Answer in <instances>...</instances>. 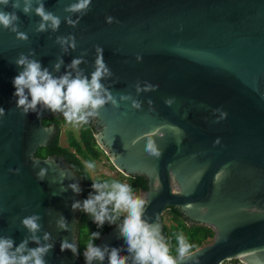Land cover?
I'll use <instances>...</instances> for the list:
<instances>
[{"label":"water","instance_id":"95a60500","mask_svg":"<svg viewBox=\"0 0 264 264\" xmlns=\"http://www.w3.org/2000/svg\"><path fill=\"white\" fill-rule=\"evenodd\" d=\"M77 2L31 0L28 14L24 0L19 9L12 0L0 5L18 16L16 31L0 25V239L14 241L11 252L25 240L27 249L53 245L45 264H86L79 254L82 207L73 208L84 201L85 183L65 157L37 156L60 133L44 120L63 114L37 105L25 115L12 81L23 70L21 56L54 78L90 80L100 49L109 71L100 82L118 107L109 102L90 121L115 167L147 179L143 218L158 224L164 239V216L177 207L191 224L215 232L213 243L178 264H264V0H91L87 9L69 11ZM40 4L59 19L55 30L36 14ZM73 60L82 62L73 68ZM148 133L159 159L145 151ZM31 216L39 217L34 234L23 225ZM121 225L101 237L95 247L107 248L105 258L92 264H109L113 248L133 264ZM65 240L78 254L61 251Z\"/></svg>","mask_w":264,"mask_h":264},{"label":"clouds","instance_id":"9594fccd","mask_svg":"<svg viewBox=\"0 0 264 264\" xmlns=\"http://www.w3.org/2000/svg\"><path fill=\"white\" fill-rule=\"evenodd\" d=\"M10 0H0V5L7 6ZM91 0H78L77 3L71 5L69 11H83L88 8ZM25 7L22 9L24 14H28L31 10V0H24ZM13 9H19V0H12ZM36 14L42 18V21H51V26L55 30L59 26V19L51 13H46L43 4L36 8ZM18 20L15 12H4L0 10V25L5 29L11 28L16 31L13 26ZM111 22V18H109ZM45 27L44 23L40 24V30ZM19 39H26L23 33H18ZM96 60V70L91 74V79L82 77L77 74L75 78L70 73L62 77L54 78L47 69H42L40 63L36 61H28L25 57L16 62L18 67L23 70L13 79L14 97L17 98L16 104L18 108H23L24 114L27 115L29 110L35 112L37 105H43L53 113H62L64 120L73 126H83L89 123L90 118H96L100 115L104 106L111 102L113 107H118L116 101L113 100L101 84V79L109 75V71L103 62L102 50ZM82 61L73 60L72 67L80 64ZM57 70L59 64L56 65ZM154 86H147L146 91ZM27 89V95L25 90ZM139 90V89H138ZM31 97L29 101L28 97ZM126 99V97H121ZM171 104V101H167ZM133 108H139L138 103H133ZM5 110L0 108V116L4 115ZM39 115V114H37ZM226 115V114H225ZM146 145L145 151L152 157L157 159L162 157V151L158 148L152 134H145ZM87 169L95 171L94 162H85ZM43 170L40 173L42 178ZM73 191H78L77 185H70ZM93 189L96 195H90L88 199L82 202L74 203L73 208H81L85 213L94 217L98 226H103L107 220L110 224L123 214L124 219L120 226V235L124 238V243L128 246L127 252L133 255V264H178L190 257L189 244L183 234L176 237L178 241V258L170 255L169 245L160 235V227L158 224H149L143 217L150 201L143 196L137 195L130 184L120 181H104L93 183ZM111 205V209H109ZM38 216H31L23 220V225L31 232L39 231L40 225L37 223ZM61 229H66L67 225L63 217L58 225ZM93 238H97L99 233H93ZM34 242L39 245V240L33 236ZM44 239H49L46 233ZM27 241H23L15 252L10 250L13 248L14 241L11 238L0 239V264H45L44 256L53 248L48 244L38 246L34 249H27ZM70 250L74 255L78 254L75 244H69L66 240L61 242V251ZM27 254H23L24 252ZM100 248L88 243L86 251L83 253L86 264H92L93 260L103 261L105 252ZM19 254V255H18ZM109 264H127V257L120 255V249L113 248L108 257Z\"/></svg>","mask_w":264,"mask_h":264},{"label":"trees","instance_id":"16d2710c","mask_svg":"<svg viewBox=\"0 0 264 264\" xmlns=\"http://www.w3.org/2000/svg\"><path fill=\"white\" fill-rule=\"evenodd\" d=\"M64 122L66 121L62 117H52L44 120V123L47 126L57 124L60 129V133L47 147H41L37 156L44 159L53 155L65 157L85 183L84 200H86L90 195L94 196L97 194L92 187L93 183L119 180L114 178L95 180L85 166L84 158L90 160V156L93 158L100 157L101 148L96 141L94 123L89 119V123L87 125H83L80 139L76 136H72L71 147L68 148L64 147L61 143V132ZM128 178L135 193L148 190V181L145 177L134 176ZM109 209H111V205H109ZM166 214L170 216V220L173 223L171 226L165 223L164 241L169 245L170 255L173 257H178L179 245L176 237L180 234H183L185 240L192 245L190 253L203 247L209 239H214L215 237V232L212 228L204 225L191 224V222L184 217L181 210L177 207L169 208ZM166 214L164 216V221L166 220ZM123 219L124 215L122 214L115 223L110 224L106 220L103 226H98L94 217L81 211V218L78 225L80 257L85 261L83 253L86 251L88 243L91 242L93 246H96L99 243L101 236L113 229L117 224L122 223ZM97 232L99 233V236L97 238H93L92 234Z\"/></svg>","mask_w":264,"mask_h":264},{"label":"rangeland","instance_id":"374dc122","mask_svg":"<svg viewBox=\"0 0 264 264\" xmlns=\"http://www.w3.org/2000/svg\"><path fill=\"white\" fill-rule=\"evenodd\" d=\"M83 129V126H73L71 124H68L67 122H64L62 125V132H61V143L64 147H71V138L72 136H76L78 139L81 137V131ZM90 160L85 159V162L91 161L94 162L96 165L95 171L92 172L91 170V176L93 179H103V178H114L116 180H119L120 182L130 184V180L128 176L120 172L118 169L114 167L110 159L108 158V155L106 152H102L100 150V157L99 158H93L90 156ZM137 195L143 196L142 191L139 193H136ZM167 215V214H166ZM165 223L169 226L172 225V221L170 220V216H166ZM102 237V236H101ZM214 239H209L207 243L204 245H208L210 243H213Z\"/></svg>","mask_w":264,"mask_h":264},{"label":"built area","instance_id":"2783aa9c","mask_svg":"<svg viewBox=\"0 0 264 264\" xmlns=\"http://www.w3.org/2000/svg\"><path fill=\"white\" fill-rule=\"evenodd\" d=\"M224 264H245V263L240 260H230V261L225 262Z\"/></svg>","mask_w":264,"mask_h":264},{"label":"flooded vegetation","instance_id":"af4514ba","mask_svg":"<svg viewBox=\"0 0 264 264\" xmlns=\"http://www.w3.org/2000/svg\"><path fill=\"white\" fill-rule=\"evenodd\" d=\"M97 141V140H96ZM100 147V146H99ZM102 150V149H101ZM103 151V150H102ZM103 152H105V151H103ZM107 154V153H106ZM108 158H109V156H108ZM110 159V158H109ZM111 161V160H110ZM113 164V163H112ZM114 165V164H113ZM114 167H115V165H114ZM116 168V167H115ZM117 169V168H116ZM120 171V170H119ZM121 172V171H120ZM124 174V173H123Z\"/></svg>","mask_w":264,"mask_h":264}]
</instances>
